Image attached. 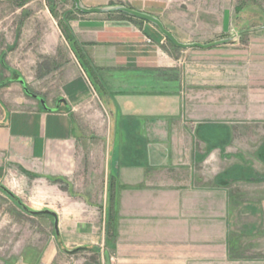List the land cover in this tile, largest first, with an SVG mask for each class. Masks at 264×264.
<instances>
[{
  "label": "crops",
  "instance_id": "obj_1",
  "mask_svg": "<svg viewBox=\"0 0 264 264\" xmlns=\"http://www.w3.org/2000/svg\"><path fill=\"white\" fill-rule=\"evenodd\" d=\"M171 1L81 0L152 14L184 43L214 40L181 36L194 33V8L168 20ZM221 1L196 22L240 37L212 48L179 47L123 12L77 14L93 75L45 1L17 36L0 34V188L55 213L34 214L55 230L43 264L57 263L59 243L78 264H264V22L233 23Z\"/></svg>",
  "mask_w": 264,
  "mask_h": 264
},
{
  "label": "rangeland",
  "instance_id": "obj_2",
  "mask_svg": "<svg viewBox=\"0 0 264 264\" xmlns=\"http://www.w3.org/2000/svg\"><path fill=\"white\" fill-rule=\"evenodd\" d=\"M25 1L0 0V34L6 40L11 39L15 35L17 36L16 26H20L22 21L26 20L28 10L31 12L33 10L34 12L38 11L43 6L42 2L44 1L54 9L58 18L63 22L70 23L71 19L68 20L67 17L73 18L78 16L77 14L82 13L76 7L74 0H34V3L28 9H18L20 2ZM167 3L169 4L170 2L167 1ZM220 3L222 4V1L219 2V0H172V6L169 5L164 17L170 20V16L174 15L176 8L186 9L187 4H189L191 5L190 7L194 8V11L191 13L195 21L194 33H181L180 30L179 34L181 36L190 35L195 40L198 38L206 39L208 35H212L214 36L213 41H217L236 35V39H239V33L234 31L233 34L226 33L221 34V36L220 34L214 35V33L208 34L207 32H203V27L196 22L198 20L201 21L202 10L209 7L217 9ZM227 4L232 12L233 23L237 20V24L249 27L250 25L264 22V0H227ZM178 19L182 24L186 21L183 16L182 18H174V20ZM189 19L191 20V16H189ZM179 28L186 30L185 24L182 27L179 26ZM200 80L198 82L201 84L198 87L204 89L202 93L208 100H211L213 96H216L217 88H204L202 84L203 78ZM215 115L216 117L218 116L217 114ZM220 126L221 123L208 122L202 126V130L212 132V136L218 137L217 132ZM30 210L29 207H24L21 203H18L7 189L0 188V264H43L42 254L54 241L55 230L53 225L44 223L41 217L32 214ZM58 248H60V254L56 257V264H78L76 260L81 258V256H67L62 251L63 246L60 243Z\"/></svg>",
  "mask_w": 264,
  "mask_h": 264
},
{
  "label": "water",
  "instance_id": "obj_3",
  "mask_svg": "<svg viewBox=\"0 0 264 264\" xmlns=\"http://www.w3.org/2000/svg\"><path fill=\"white\" fill-rule=\"evenodd\" d=\"M75 3H76V7L81 10L82 12L84 13H93V12H112V11H118V12H123V13H126V14H129L131 16H134V17H138V18H141V19H144V20H147V21H150L154 24H156L161 30L162 32L172 40V42L179 46V47H182V48H192V47H200V48H211V47H214V46H217V45H220V44H224V43H227L233 39H236V35L230 37V38H227V39H221V40H217V41H213V42H209V43H201V42H198V41H195V42H189V43H184V42H181L179 41L168 29L165 28L164 24L162 23V21L152 15V14H149L147 12H143V11H139V10H136V9H131L127 6H124V5H111V6H106V7H92V8H89V7H86L82 4L81 0H74ZM23 84H24V81H21ZM25 90L27 93L31 94L30 90L27 88V86H25ZM36 96V95H34ZM41 102L44 104L45 101L43 98H41ZM60 103V102H59ZM32 214H42V213H48L50 215H53L55 216V213L50 211V210H42V211H30ZM77 251V249L75 250H71L70 252L73 253Z\"/></svg>",
  "mask_w": 264,
  "mask_h": 264
},
{
  "label": "trees",
  "instance_id": "obj_4",
  "mask_svg": "<svg viewBox=\"0 0 264 264\" xmlns=\"http://www.w3.org/2000/svg\"><path fill=\"white\" fill-rule=\"evenodd\" d=\"M52 13L54 14V16L56 18H58L57 14L54 12V9L51 8ZM121 15H127L126 13H120ZM68 20L72 19L70 17H67ZM58 22H59V26L64 34V36L66 37V39L68 40V42L70 43L73 51L75 52L76 56L78 57L80 63L82 64V66L84 67V69L89 73V74H94L96 72L95 68L92 65V62L83 46V44L77 39L76 35L74 34L71 25L69 22H63L62 20H60L58 18ZM111 211H112V218H110V222L108 224V236L110 238H116L117 236V224H116V217L115 213L116 210L118 209V200L116 198L115 194H112L111 197Z\"/></svg>",
  "mask_w": 264,
  "mask_h": 264
}]
</instances>
